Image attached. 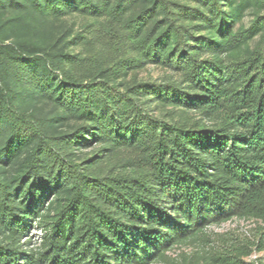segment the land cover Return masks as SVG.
Segmentation results:
<instances>
[{
	"label": "trees",
	"instance_id": "trees-1",
	"mask_svg": "<svg viewBox=\"0 0 264 264\" xmlns=\"http://www.w3.org/2000/svg\"><path fill=\"white\" fill-rule=\"evenodd\" d=\"M31 5L0 28L28 37L0 41V264H264V0ZM69 12L107 18L135 55L69 53L83 35L62 43L50 21ZM145 66L173 77L113 80ZM23 77L77 126L19 110ZM235 219L249 235L211 231Z\"/></svg>",
	"mask_w": 264,
	"mask_h": 264
},
{
	"label": "rangeland",
	"instance_id": "rangeland-1",
	"mask_svg": "<svg viewBox=\"0 0 264 264\" xmlns=\"http://www.w3.org/2000/svg\"><path fill=\"white\" fill-rule=\"evenodd\" d=\"M32 5L31 0H0V28L1 25L7 20L20 17V16H31L32 15ZM35 15V14H34ZM43 18V16L41 15ZM250 17L244 19L245 23L249 22ZM54 17L50 16V21L53 22L52 30L59 32L65 40H71L72 37L81 33L83 38L78 41L76 45L69 49L71 54H79L83 58L97 61L99 66H106L109 62L121 60L123 58L131 57L135 55V52L129 45L127 36H125L120 28L117 35L116 32L111 31V24L105 17H93L89 15H79V13H67L61 16L56 21ZM117 36V38H116ZM28 37H23L19 32L14 29L7 33H2L0 31V41L2 40L6 44L19 42L27 40ZM61 43V45H62ZM93 65V63H91ZM93 70V66H91ZM88 67H80V74L86 75L88 77ZM173 77L170 71L164 70L159 67L145 66L140 69L130 70L127 75L123 78L114 77L113 80L117 84H123L127 86L129 81L134 78L138 80H168ZM28 81L23 77L22 82L16 84L17 98L16 105L21 111L28 112L35 116L36 118L52 123L51 131L54 134L64 133L69 128H75L77 123L71 121L70 119H63L62 110L53 102L40 97L39 95L27 93ZM165 111V110H164ZM162 108L157 107L155 113H164ZM54 126H56L54 128ZM6 138V132L0 130V152L2 149V144ZM18 166L11 165L7 167V171L13 174L17 170ZM254 222L250 220H232L221 224L220 226H213L211 231L216 234H224L227 232H235L237 235L245 234L249 235L250 231L254 227ZM40 232L33 229L29 232L28 236L22 240V244H26V249L31 250L39 246ZM30 241V244H28ZM187 248L176 249V251L171 252L170 255L173 256L182 250ZM263 259V254L254 252L247 260V264H260Z\"/></svg>",
	"mask_w": 264,
	"mask_h": 264
}]
</instances>
